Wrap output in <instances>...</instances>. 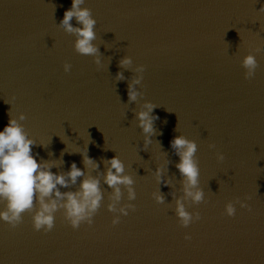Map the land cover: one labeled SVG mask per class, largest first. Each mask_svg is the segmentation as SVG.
Masks as SVG:
<instances>
[{
  "label": "water",
  "instance_id": "water-1",
  "mask_svg": "<svg viewBox=\"0 0 264 264\" xmlns=\"http://www.w3.org/2000/svg\"><path fill=\"white\" fill-rule=\"evenodd\" d=\"M71 5L0 0V131L9 115L24 114L20 123L37 144L33 155L57 174L73 163L86 176L106 174L105 162L119 156L136 191L128 201L122 189L121 206L136 210L113 226V190L100 176L105 198L91 226L73 229L62 211L48 233L36 231L27 213L14 229L0 220V264H264V0H85L97 21L99 69L59 26ZM248 54L260 65L252 80L242 67ZM126 57L132 64L122 68ZM120 72L124 80H117ZM141 75L140 95L129 103L128 86ZM147 102L159 119L145 147L136 114ZM179 135L198 145L205 194L199 205L185 201L201 216L188 228L175 215L183 178L170 142ZM86 150L98 170L85 166ZM160 167L170 184L158 183ZM82 179L61 191L78 190ZM237 198L251 211L237 203L229 217L225 206Z\"/></svg>",
  "mask_w": 264,
  "mask_h": 264
},
{
  "label": "clouds",
  "instance_id": "clouds-1",
  "mask_svg": "<svg viewBox=\"0 0 264 264\" xmlns=\"http://www.w3.org/2000/svg\"><path fill=\"white\" fill-rule=\"evenodd\" d=\"M85 0H72L71 8L66 10L64 18L59 26L69 35L75 36V51L82 56H90L94 58V63L98 69L101 68L102 60L99 47L94 44L97 39L95 27L97 21L93 18L91 9L82 7ZM264 11V8L261 9ZM75 19L74 26L72 21ZM261 49L257 48L256 52ZM132 64V59L126 57L120 61V67L127 68ZM242 67L245 69V79L252 80L258 68L260 67L256 56L248 54L242 61ZM72 65L64 64V71H71ZM144 66H140L137 71L144 73ZM123 72L117 73V80H124ZM144 79L143 75L136 79L128 86L129 103L137 101L138 93L136 85L140 84ZM147 111H140L136 114L139 120V127L145 134V147L152 143L151 136L156 134L154 122L159 119L153 116L154 109L157 108L151 102L143 105ZM0 131V202L5 204L3 211H0V220L7 223L11 228L18 227L23 222L24 215L32 216L33 227L36 231L43 230L45 233L51 232L55 227V218L57 212H63L64 219L73 229H79L82 224L91 226L94 222L93 218L98 213L104 201V192L101 190L100 176H103L104 184L112 189L107 205L108 211L114 214L112 221L113 226L120 223V215L127 216L129 210L135 211V205L132 203L123 204L121 206L124 192L127 190V200L134 201L136 199V191L134 188V179L131 175L125 174V165L119 158L115 156L111 160L106 161V165L110 164L107 172L100 173L98 176L88 174L77 167L75 163L71 165L70 171L67 173H53V165L44 161L38 162L33 155V147L36 141L29 138L28 132L20 121H24L27 117L24 114L19 116V120L12 118ZM171 148L175 155L179 157V163L176 168L180 176L183 178V197L175 199V215L178 217L181 227L188 228L192 223L201 219L200 214L190 213L185 201L190 200L192 204L199 205L205 202L204 191L200 188V168L199 160L196 156L198 145L195 141L187 139L183 135L174 137L171 140ZM209 148L215 149L216 145L211 144ZM63 155V154H62ZM84 156V164L89 169L98 170L99 164L88 157ZM219 162L225 160V156L217 152ZM164 168L156 169V179L158 183L168 185L171 181L163 179ZM80 182L79 189L76 191H64ZM158 204L165 202L162 194H153ZM173 196L175 194L173 193ZM247 199H250L248 197ZM240 204L242 208L251 211L248 204L243 203L237 198L234 202H229L225 206V214L229 217L236 215L235 204ZM186 240H190L191 236L186 235Z\"/></svg>",
  "mask_w": 264,
  "mask_h": 264
}]
</instances>
